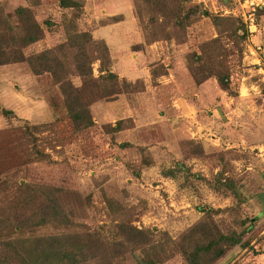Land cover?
<instances>
[{"label":"rangeland","instance_id":"1","mask_svg":"<svg viewBox=\"0 0 264 264\" xmlns=\"http://www.w3.org/2000/svg\"><path fill=\"white\" fill-rule=\"evenodd\" d=\"M77 1L71 10L58 0H0L8 26L24 6L42 28L24 55L62 42L73 18L105 44L116 75L112 94L89 105L92 124L74 130L48 73L33 74L25 61L0 64V214L20 186L56 187L72 223L33 234L112 240L111 224L122 220L147 228L150 242L111 264H187L167 239L177 241L207 210L213 226L243 244L222 245L211 264H264V57L255 49L264 44V0H188L186 27L160 32L145 9L138 19L134 0ZM213 16L237 20L243 36L232 34L231 20L218 33ZM211 38L225 52V89L213 76L196 82L202 74L190 56ZM91 67L97 76L98 61ZM216 178L230 179L234 194L216 190Z\"/></svg>","mask_w":264,"mask_h":264},{"label":"trees","instance_id":"2","mask_svg":"<svg viewBox=\"0 0 264 264\" xmlns=\"http://www.w3.org/2000/svg\"><path fill=\"white\" fill-rule=\"evenodd\" d=\"M186 2L188 0H134V10L140 19V12L145 9L148 13L146 21L153 31L160 32L166 27L182 31L190 13V10L184 12L183 3ZM58 4L71 10L81 7L77 0H58ZM14 15L15 24L10 27L0 13V64L25 61L33 74L48 73L62 96V105L74 130L90 126V103L110 96V82L116 79V75L107 69L110 59L105 44L92 40L88 32L79 31L74 19L70 18L64 24L65 39L62 42L52 48L24 55L21 49L39 40L42 28L28 7L15 8ZM229 20L231 24L238 23L234 19L212 17L218 33L219 23ZM231 32L233 35L240 32V36H243L244 28L238 23ZM200 46V53L190 56L195 62L194 69L200 68L202 74L196 77V82L213 76L225 89L228 82L227 72L223 70L225 52L219 38H211ZM95 60L98 61V75L94 77L91 64ZM70 75L80 78L79 86L72 85ZM214 181L216 190L234 194L235 187L230 179L216 178ZM59 192L56 187L31 184L14 190L5 215L0 214V230L6 227V237L0 238V264H111L110 259L114 256L149 244L147 228H137L122 220L111 224L115 234L112 240L87 231H82L86 234H33L32 229L46 224L67 227L72 223L69 217L71 208L67 207ZM117 210L120 211V207ZM10 213L17 216L11 219ZM104 226H99V232ZM26 230H29L28 234H24ZM169 241L176 245L178 242L176 251L187 264H211L222 245H243L239 234L222 233L213 226L207 210L203 211V218L190 225L177 241L167 239Z\"/></svg>","mask_w":264,"mask_h":264},{"label":"built area","instance_id":"3","mask_svg":"<svg viewBox=\"0 0 264 264\" xmlns=\"http://www.w3.org/2000/svg\"><path fill=\"white\" fill-rule=\"evenodd\" d=\"M255 49H256V50H259V52H261L262 55H263V57H264V44L256 45V46H255Z\"/></svg>","mask_w":264,"mask_h":264}]
</instances>
